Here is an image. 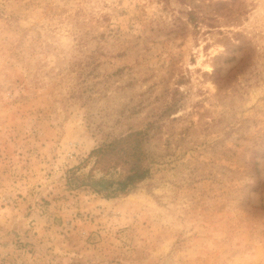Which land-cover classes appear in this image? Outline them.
I'll return each instance as SVG.
<instances>
[{
    "label": "rangeland",
    "instance_id": "1",
    "mask_svg": "<svg viewBox=\"0 0 264 264\" xmlns=\"http://www.w3.org/2000/svg\"><path fill=\"white\" fill-rule=\"evenodd\" d=\"M0 264H264V0H0Z\"/></svg>",
    "mask_w": 264,
    "mask_h": 264
},
{
    "label": "trees",
    "instance_id": "2",
    "mask_svg": "<svg viewBox=\"0 0 264 264\" xmlns=\"http://www.w3.org/2000/svg\"><path fill=\"white\" fill-rule=\"evenodd\" d=\"M146 141L143 130H132L92 149L94 165L81 178V186L106 198L130 193L151 172Z\"/></svg>",
    "mask_w": 264,
    "mask_h": 264
}]
</instances>
